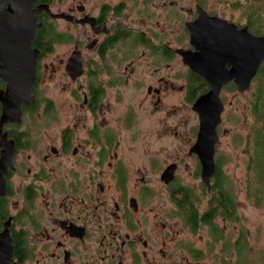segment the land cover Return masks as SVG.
Segmentation results:
<instances>
[{"label": "flooded vegetation", "instance_id": "flooded-vegetation-1", "mask_svg": "<svg viewBox=\"0 0 264 264\" xmlns=\"http://www.w3.org/2000/svg\"><path fill=\"white\" fill-rule=\"evenodd\" d=\"M201 9L235 24L236 33L248 28L264 36L250 28L259 21L224 18L199 0L186 9L180 0H35L34 102L8 121L0 103V264H264V244L249 243L243 226L233 227L236 241L232 228L217 226L243 219L230 186L234 154L245 156L240 164L256 184L264 180V93L258 88L264 62L248 89L240 91L236 79L221 88L215 173L207 186L193 149L201 132L196 105L212 87L182 55L198 59L202 47L211 49L192 44L187 29ZM219 33L212 43L215 62L233 71L225 57L232 33ZM238 37L234 48L244 53L243 34ZM202 60L197 68L208 71L212 62ZM6 88L0 77V91ZM187 159L200 183V216L220 198L217 183L229 196L225 213L212 225L199 221L192 232L206 228L208 241L186 252L180 245V169ZM252 193L259 203V190Z\"/></svg>", "mask_w": 264, "mask_h": 264}, {"label": "water", "instance_id": "water-1", "mask_svg": "<svg viewBox=\"0 0 264 264\" xmlns=\"http://www.w3.org/2000/svg\"><path fill=\"white\" fill-rule=\"evenodd\" d=\"M5 2L9 3L7 9L2 8V4ZM34 2L35 0H0V77L2 82L7 85L5 91H0V103L3 108L2 120L4 121L19 117L21 106L23 104L31 105L34 102L33 92L37 78L38 53L32 48V43L40 27L37 25V18L34 17L32 10ZM201 12L199 20L188 24L187 29L192 44L198 41L202 46L204 43L211 44V49L207 47L210 51L206 53V48L202 47L200 55L202 58L197 57L198 59L187 51H182V55L184 63L193 71L206 77L212 87L211 92L202 97L196 105V109H199L201 115V132L197 149H193L201 158L203 182L209 186L210 179L215 173L214 154L215 144L218 141L216 127L220 123L223 111L219 97L221 88L232 79H236L240 91L250 87L252 79L264 62V36H255L248 28L238 31L242 33H236L238 29L235 24L223 21L218 17H210L202 9ZM200 29L207 31L201 32L200 36L198 33ZM219 29L221 31L222 29L230 30L232 33L231 39L229 38L230 45L225 49L227 55L225 57H227V62L230 59L229 63L232 62L235 65L233 71L221 70L222 65L215 62L218 49L212 48V43L219 42ZM241 34L244 37L243 43H246L244 53L239 52V49L237 51L234 48L235 43H233L235 41L239 43L240 37L238 36ZM200 59H208L212 62L209 63L211 67L208 66V71L204 67H201V70L197 68ZM241 61L246 62L244 67H242ZM173 170L174 168L171 167L164 173V180L169 182L173 179Z\"/></svg>", "mask_w": 264, "mask_h": 264}, {"label": "rangeland", "instance_id": "rangeland-1", "mask_svg": "<svg viewBox=\"0 0 264 264\" xmlns=\"http://www.w3.org/2000/svg\"><path fill=\"white\" fill-rule=\"evenodd\" d=\"M198 0H180V5L183 7L189 8V6ZM206 4V7L213 13L222 16L227 19H231L239 22H246L249 20L248 14L253 13L257 6H252L251 0H199ZM264 5V1L260 2ZM261 15L257 17L255 15L252 18V21H259L257 26L260 28V32L264 33V10L261 11ZM180 13H182V9L180 8ZM186 18V14L183 16ZM250 21V20H249ZM256 24V23H255ZM172 26V25H171ZM169 25V29L172 30V27ZM264 71V70H263ZM262 82L258 84V88L261 89L262 93H264V78L261 77ZM254 90L249 93V100L252 101L254 99L253 96ZM264 98V96H263ZM251 122L249 115V123ZM225 138H223L222 150L226 149V144L224 143ZM155 144L153 147H156ZM239 151H236L238 153ZM263 158L260 161L261 165H264V147ZM186 156V155H185ZM241 157L243 159L245 156H241V152L237 155H233V167L231 171V181L230 186L232 189V193L238 196V204L240 206V211L242 214V221L239 224H226L222 221H218L217 226L221 227L224 231L228 230V228H232V240L236 241L238 238V232L233 228L234 226H243L246 229L247 241L252 244H264V180L261 184H256L255 176L253 173L250 174V171L247 172L246 169L243 168V165L240 164ZM187 163H184L180 169V185L186 186L195 191V193L200 194L201 188L198 180H195V170L194 163L191 159L186 160ZM236 163H238V167ZM264 169V166H261ZM262 173V172H261ZM248 189L251 190V195L248 193ZM155 190L158 194H163L165 191L162 187L156 186ZM259 190L260 192V200L259 203L256 202V197L252 195V191L256 192ZM250 192V191H249ZM248 193V194H247ZM203 208L205 209L206 200L208 198H204ZM180 245L186 251V248H193L195 245L203 246L205 241H208V238L211 236L208 233L206 228H203L198 234H193L189 228L184 224V220L180 216ZM187 252V251H186ZM189 256V255H188ZM254 257H262L259 254ZM245 260L251 259V256L244 257Z\"/></svg>", "mask_w": 264, "mask_h": 264}, {"label": "trees", "instance_id": "trees-1", "mask_svg": "<svg viewBox=\"0 0 264 264\" xmlns=\"http://www.w3.org/2000/svg\"><path fill=\"white\" fill-rule=\"evenodd\" d=\"M251 1L253 2L252 6H257V8H255L256 10H254L253 13L248 14L250 21H252V18L255 15L259 17L262 13L261 11L264 10V5L260 3L264 0ZM250 28L256 32H260V28L255 23L250 22ZM260 166H262L261 163ZM216 189L218 190L217 194L220 195V198L212 201L210 209H208L205 214L200 216L195 206L196 199L194 190L180 185V215L184 220V224L191 232L196 233L199 221H202L207 225H212L213 218L219 216L220 211H222V213L226 212L228 207V191L222 183H217Z\"/></svg>", "mask_w": 264, "mask_h": 264}]
</instances>
